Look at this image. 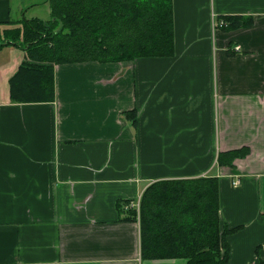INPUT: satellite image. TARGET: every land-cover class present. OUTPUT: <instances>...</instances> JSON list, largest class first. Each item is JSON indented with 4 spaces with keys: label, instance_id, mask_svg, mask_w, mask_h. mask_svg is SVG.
I'll use <instances>...</instances> for the list:
<instances>
[{
    "label": "crops",
    "instance_id": "1",
    "mask_svg": "<svg viewBox=\"0 0 264 264\" xmlns=\"http://www.w3.org/2000/svg\"><path fill=\"white\" fill-rule=\"evenodd\" d=\"M37 1L0 0V22L26 9L43 19ZM173 11V58L56 65L53 102H12L26 55L0 48V264H187L144 260L125 207L155 183L198 177L220 180L223 224L241 227L230 263L264 261V0H174ZM215 15L252 25L223 31Z\"/></svg>",
    "mask_w": 264,
    "mask_h": 264
},
{
    "label": "trees",
    "instance_id": "2",
    "mask_svg": "<svg viewBox=\"0 0 264 264\" xmlns=\"http://www.w3.org/2000/svg\"><path fill=\"white\" fill-rule=\"evenodd\" d=\"M49 20L0 22V48L14 47L26 59L10 79L14 103H46L56 98L55 66L85 62L121 63L175 56L174 0H46ZM231 32L252 25L250 18L223 17ZM136 126V111L125 113ZM248 148L221 153L219 163L234 165ZM220 180L155 183L141 202V254L144 260L186 259L187 264H231L229 228L220 216ZM124 220L137 221L129 211ZM260 264H264L262 261Z\"/></svg>",
    "mask_w": 264,
    "mask_h": 264
},
{
    "label": "built area",
    "instance_id": "3",
    "mask_svg": "<svg viewBox=\"0 0 264 264\" xmlns=\"http://www.w3.org/2000/svg\"><path fill=\"white\" fill-rule=\"evenodd\" d=\"M214 20H215V25H214L215 28L220 29L221 27L227 26V24H228L223 19L216 21V15L214 16ZM234 185L238 186L239 182H235ZM141 202H142V196L140 195L136 201H132V202L128 203L125 207V209L127 211L134 210L136 212L137 221H139V222L141 220Z\"/></svg>",
    "mask_w": 264,
    "mask_h": 264
},
{
    "label": "rangeland",
    "instance_id": "4",
    "mask_svg": "<svg viewBox=\"0 0 264 264\" xmlns=\"http://www.w3.org/2000/svg\"><path fill=\"white\" fill-rule=\"evenodd\" d=\"M38 7L32 10L33 14H36L37 16H40L41 18L45 19V20H49L50 14L47 15L46 13V8L45 6H43V0H39L37 1Z\"/></svg>",
    "mask_w": 264,
    "mask_h": 264
}]
</instances>
